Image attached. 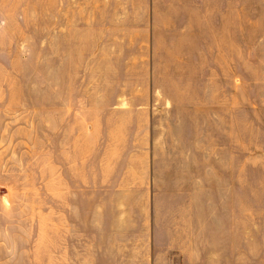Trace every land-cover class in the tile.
Instances as JSON below:
<instances>
[{
    "label": "rangeland",
    "instance_id": "obj_1",
    "mask_svg": "<svg viewBox=\"0 0 264 264\" xmlns=\"http://www.w3.org/2000/svg\"><path fill=\"white\" fill-rule=\"evenodd\" d=\"M128 9L127 0H0V264L51 263L52 171L83 167L105 137L167 121L156 133L188 149L203 136L211 166L212 33L153 38L126 30ZM234 72L236 167L256 166L245 156L260 135L244 123L252 105L264 107V33H236Z\"/></svg>",
    "mask_w": 264,
    "mask_h": 264
},
{
    "label": "crops",
    "instance_id": "obj_2",
    "mask_svg": "<svg viewBox=\"0 0 264 264\" xmlns=\"http://www.w3.org/2000/svg\"><path fill=\"white\" fill-rule=\"evenodd\" d=\"M127 1L126 30L212 33L211 166L203 136L188 149L150 119L138 136L102 139L83 167L54 168L50 264H264V107L244 123L260 135L245 156L257 164L236 167L234 78L236 33H264V0Z\"/></svg>",
    "mask_w": 264,
    "mask_h": 264
}]
</instances>
